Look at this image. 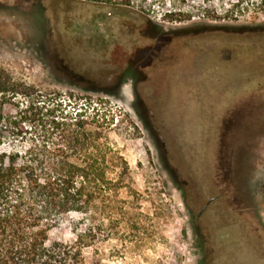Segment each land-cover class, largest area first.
<instances>
[{
	"label": "rangeland",
	"instance_id": "374dc122",
	"mask_svg": "<svg viewBox=\"0 0 264 264\" xmlns=\"http://www.w3.org/2000/svg\"><path fill=\"white\" fill-rule=\"evenodd\" d=\"M119 2L130 11L0 0V69L92 100L130 167L117 221L87 222L102 224L87 264H264L261 0ZM79 218L50 242H74Z\"/></svg>",
	"mask_w": 264,
	"mask_h": 264
},
{
	"label": "trees",
	"instance_id": "16d2710c",
	"mask_svg": "<svg viewBox=\"0 0 264 264\" xmlns=\"http://www.w3.org/2000/svg\"><path fill=\"white\" fill-rule=\"evenodd\" d=\"M21 1L44 13V1L130 11L119 0ZM35 89L0 69V264H87L85 250L100 243L102 226L87 222L117 221L130 167L111 143L113 119L92 100L54 102ZM73 215L80 216L75 241L50 242V232Z\"/></svg>",
	"mask_w": 264,
	"mask_h": 264
},
{
	"label": "flooded vegetation",
	"instance_id": "af4514ba",
	"mask_svg": "<svg viewBox=\"0 0 264 264\" xmlns=\"http://www.w3.org/2000/svg\"><path fill=\"white\" fill-rule=\"evenodd\" d=\"M224 51L228 52V51H230V50H226V49H225ZM230 54H231V52H228V55L225 56V58L229 57ZM169 66L171 67V64H170ZM181 69H184V68H181ZM181 69H180V71H181ZM184 70H186V68H185ZM183 78H184V76H182L181 74H178V75L174 74V75H172V78L170 79V81H171L172 83H175V82H181V81H183ZM228 129H229V128H228ZM230 129H231V128H230ZM231 130H232V129H231ZM171 135L173 136L172 133H171ZM213 201H214V199L210 200V201L205 205V207H203L202 213L205 212V210H206L207 208H209V206L211 205V203H212Z\"/></svg>",
	"mask_w": 264,
	"mask_h": 264
}]
</instances>
